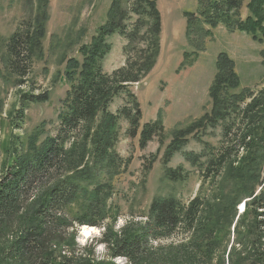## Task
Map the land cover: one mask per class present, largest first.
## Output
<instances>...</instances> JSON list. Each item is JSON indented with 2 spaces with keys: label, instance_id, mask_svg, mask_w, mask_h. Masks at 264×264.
Here are the masks:
<instances>
[{
  "label": "trees",
  "instance_id": "trees-1",
  "mask_svg": "<svg viewBox=\"0 0 264 264\" xmlns=\"http://www.w3.org/2000/svg\"><path fill=\"white\" fill-rule=\"evenodd\" d=\"M245 1L198 0L197 13H184L186 37L195 51L184 53L179 69L193 66L206 40L221 26L264 46V0H249V14L241 20ZM46 2L39 0L33 22L26 30L15 31L6 44L4 66L18 77L19 87L26 83L33 55L43 54L49 20ZM98 31L79 48L81 58L65 61L70 89L56 135L42 140L41 126L26 140L18 138L13 150H6L4 162L0 158V264H116L117 259L125 264H264V90L231 94L239 89L240 77L235 62L220 53L209 90L212 112L174 133L164 156L166 177L185 180L182 168L167 166L174 154L184 148L188 135L208 125L216 128L233 112L241 116L230 141L234 147H222L204 164H200L203 156L186 153V160L202 166L197 196L188 202L155 197L147 213L131 214L117 228L122 212L114 182L128 173L131 164L117 152L122 119L130 124V137L139 135L143 149L164 136L161 112L155 121L141 126V105L131 89L152 72L161 52L157 0H112L107 21ZM116 34L127 41L126 62L109 73L103 61L112 50L108 38ZM118 98L123 105L113 112ZM48 100L47 92L23 93L12 123L21 129L26 109ZM233 130L234 126L225 127V136ZM233 148L245 155L238 159ZM206 185L210 188L204 194ZM84 226L104 232L81 246L78 228ZM98 244L107 253L101 259L95 255Z\"/></svg>",
  "mask_w": 264,
  "mask_h": 264
},
{
  "label": "rangeland",
  "instance_id": "rangeland-1",
  "mask_svg": "<svg viewBox=\"0 0 264 264\" xmlns=\"http://www.w3.org/2000/svg\"><path fill=\"white\" fill-rule=\"evenodd\" d=\"M248 2L245 1L240 11L241 20H245L249 14ZM46 3L49 20L43 41V54L33 55L30 65H27L26 83L19 87L18 77L9 74L4 66L6 44L15 31L26 30L30 22H33L40 11L39 0H0L1 162L6 160V150H13L18 138L26 140L41 126L45 132L42 140L56 135L58 115L70 89L64 77L65 61L81 58L79 48L89 44L106 23L112 0H47ZM157 5L162 18L161 52L152 72L131 89L141 105V126L155 121L161 112L164 136L155 137L143 149L140 147L139 135L136 138L130 137L127 133L130 124L122 119L117 152L122 158L130 159L131 164L128 173L114 182L118 193L115 201L122 212L117 228L131 214L140 216L147 213L155 197H176L188 202L197 196L202 185V166H195L186 160V153L203 156L200 164H204L222 147H234L235 143L230 141L235 139L233 136L240 126L241 116L233 112L225 121L218 123L216 128L208 125L188 135L184 148L174 154L167 166L172 169L182 168L181 172L187 174L185 180L173 182L166 177L164 156L174 133L187 130L212 112L213 102L209 90L217 74L216 63L220 53L225 52L230 56L240 77L239 89L230 91L231 94L249 90L255 95L264 90V46L254 42L245 33L229 32L222 26L214 31L213 38L206 40L205 50L199 54L193 66L179 69L184 53L195 51V44H190L186 37L187 21L184 13H197L198 0H157ZM108 42L112 50L104 59L103 67L110 73L124 66L126 56L123 49L127 41L116 34L108 38ZM33 91L36 95L47 92L49 100L27 108L22 127L17 129L18 124L12 123V116L19 108L21 95L32 94ZM121 105L123 100L118 98L111 110L115 112ZM231 126H234L233 133L226 137L224 128ZM233 150L238 159L245 155L243 150ZM209 188V185L205 186L204 194ZM244 204L239 205V213L243 211ZM95 228L89 236H83L82 228H78L77 242L84 246L91 244L93 239H100L104 229ZM95 255L100 259L107 255L104 245H96ZM116 264H125V261L117 259Z\"/></svg>",
  "mask_w": 264,
  "mask_h": 264
},
{
  "label": "bare ground",
  "instance_id": "bare-ground-1",
  "mask_svg": "<svg viewBox=\"0 0 264 264\" xmlns=\"http://www.w3.org/2000/svg\"><path fill=\"white\" fill-rule=\"evenodd\" d=\"M95 230H96L95 227L84 226V227H82V229H81V234H82L83 236H89V235H91Z\"/></svg>",
  "mask_w": 264,
  "mask_h": 264
}]
</instances>
